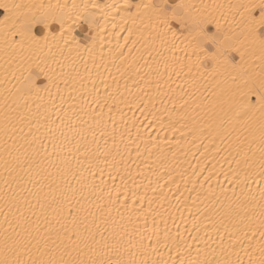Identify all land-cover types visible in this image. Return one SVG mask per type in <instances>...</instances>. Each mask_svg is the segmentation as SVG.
Returning a JSON list of instances; mask_svg holds the SVG:
<instances>
[{
    "label": "bare ground",
    "instance_id": "6f19581e",
    "mask_svg": "<svg viewBox=\"0 0 264 264\" xmlns=\"http://www.w3.org/2000/svg\"><path fill=\"white\" fill-rule=\"evenodd\" d=\"M250 1L0 0L20 6V24L47 21L32 26L39 44L0 27V259L7 229L27 264L59 260L54 209L67 197L94 236L85 261L260 264L264 45ZM146 4L203 22L216 43L194 54L189 29L170 19L174 38ZM218 46L228 52L213 61ZM30 76L47 90L29 91Z\"/></svg>",
    "mask_w": 264,
    "mask_h": 264
},
{
    "label": "snow or ice",
    "instance_id": "6c2138e0",
    "mask_svg": "<svg viewBox=\"0 0 264 264\" xmlns=\"http://www.w3.org/2000/svg\"><path fill=\"white\" fill-rule=\"evenodd\" d=\"M19 5H10L5 2H0V10H3V14L0 15L2 18H0V27H2L6 34H10L12 36L19 35L20 36V42L24 43L26 40L32 41L34 44H39L41 38L33 35L32 33V25L36 23H44L45 27H47V21L46 20H37L35 17L31 21L26 22L25 24H20L18 21V17L14 15V9H18ZM75 7V5L73 6ZM99 5H93V8H97ZM145 8L148 7H154L156 8L157 16L158 18H161V23L165 24L167 27V31L172 32L173 37H176V32L172 30V28L169 26V20H179L180 28L183 30L184 28L189 29V36L185 37L186 40V46L191 47L193 49V53L196 55L200 54V51H202V44L203 42L207 40H211L213 43H216L215 37H209L208 34L205 31L203 22H191L184 20L183 18L177 17L175 11H173L172 16L168 17L167 13L164 11L162 7L154 6V5H144ZM240 7H245L247 9V6L241 5ZM259 17H251V13L249 12V17L247 24L250 29V31L253 34H256V38L259 39L262 45H264V0H261V4L259 6ZM64 21H61V33L59 36L60 40H64L65 44H70L71 41L65 39V36L67 33L64 30ZM71 31V26H69L68 32ZM43 41L45 44H47V41L49 40V36L45 35L43 38ZM52 39H56L55 34L52 35ZM228 49L223 47H217L216 50L211 54V59L213 61H216L218 58H226ZM42 71V70H41ZM28 79V90L32 91L35 89L36 91L41 90H47V85H44V88L41 89L39 86H37L36 81L31 76ZM261 88L264 89V82L261 84ZM247 93L242 94V99L247 101ZM258 103L262 110H264V91H261L258 96ZM251 105L246 103L244 108L241 111L237 112V116L240 115H246L247 110L250 109ZM8 117L6 116V120ZM7 131V128H6ZM7 164V161L5 162ZM5 184H8V181L5 180ZM65 199L68 201L66 205L60 206L58 209H54V211L57 212L58 219L57 223L60 224V228L62 230V234L58 233L57 239L60 240V244L57 245V248L59 249L61 245H63L62 252L63 254L60 256L59 260L55 258H50L48 260L40 259L39 261L33 260L32 264H105L103 260H92L91 258L89 261H85L82 259L83 249L80 248V244L84 243V247L88 248L90 251H94V249L91 248V245L86 242L87 239L94 240V236L90 234L89 237L84 238L81 236V233L79 231L78 225H77V217L79 216V209H74L71 200L65 197ZM8 201L6 200V206ZM7 213H5V221L9 223V227L12 226V222L8 221L7 219ZM21 216L23 214L21 213ZM25 222L27 218H24ZM61 221H67V223H62ZM17 226L19 227L20 224L17 223ZM50 230V229H49ZM27 231V229H25ZM17 236L20 235L19 232L16 233ZM28 235H31L28 233ZM75 237V239H73ZM67 241V243H65ZM31 241L29 240L28 243ZM75 245V247H73ZM3 247H4V256L2 259H0V264H27V262L23 259H21V253L22 252H28L31 253V249L27 248L26 244L22 243L21 240L18 239H12L8 235V230L5 229V234L3 238ZM107 247V245H105ZM45 248H48L47 241L45 242ZM71 249V250H69ZM39 251V249H38ZM76 252V256L73 257L72 252ZM65 255L69 257L68 259H65ZM10 256L12 258H10ZM107 264H136L134 260H130L127 262H122L120 260L113 261L111 258L108 259ZM260 264H264V259L260 261Z\"/></svg>",
    "mask_w": 264,
    "mask_h": 264
},
{
    "label": "rangeland",
    "instance_id": "374dc122",
    "mask_svg": "<svg viewBox=\"0 0 264 264\" xmlns=\"http://www.w3.org/2000/svg\"><path fill=\"white\" fill-rule=\"evenodd\" d=\"M257 1H258V0H256V1L254 0V1H252V2L250 1V3H249L251 9H249L250 11H249V10H248V11H249L251 14H253V15L255 14V13H253L254 11L259 10V9L256 7V6H257V3H256ZM255 3H256V4H255ZM254 4H255V5H254ZM253 5H254V6H253ZM248 7H249V6H248ZM248 7H247V8H248ZM250 7H249V8H250ZM27 22H28V21H27ZM32 26H33V25H32ZM178 30H179V29H178ZM251 40H252V39H251ZM206 44H208V43H206ZM238 46H239V45L237 44L236 47H238ZM263 68H264V65H263Z\"/></svg>",
    "mask_w": 264,
    "mask_h": 264
},
{
    "label": "crops",
    "instance_id": "0c3cea01",
    "mask_svg": "<svg viewBox=\"0 0 264 264\" xmlns=\"http://www.w3.org/2000/svg\"><path fill=\"white\" fill-rule=\"evenodd\" d=\"M170 8V6L169 5H166L165 6V9H169ZM259 10H257V12H258ZM256 11H254L253 13H257ZM2 13V11H0V14ZM206 46L210 49L211 47L209 46V44H206Z\"/></svg>",
    "mask_w": 264,
    "mask_h": 264
}]
</instances>
